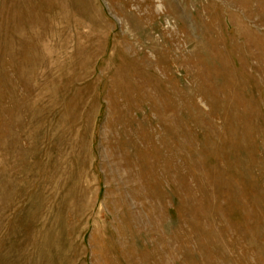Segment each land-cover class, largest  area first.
I'll return each instance as SVG.
<instances>
[{
  "label": "rangeland",
  "instance_id": "obj_1",
  "mask_svg": "<svg viewBox=\"0 0 264 264\" xmlns=\"http://www.w3.org/2000/svg\"><path fill=\"white\" fill-rule=\"evenodd\" d=\"M0 264H264V0H0Z\"/></svg>",
  "mask_w": 264,
  "mask_h": 264
}]
</instances>
